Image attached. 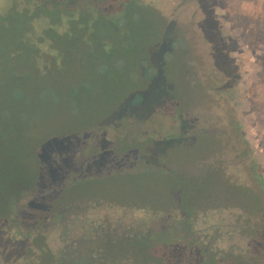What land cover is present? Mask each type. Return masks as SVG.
<instances>
[{
  "label": "trees",
  "instance_id": "16d2710c",
  "mask_svg": "<svg viewBox=\"0 0 264 264\" xmlns=\"http://www.w3.org/2000/svg\"><path fill=\"white\" fill-rule=\"evenodd\" d=\"M161 1L167 0H0V36L18 33L22 48L10 51L9 55L29 57L34 65V74L47 75L53 67H64V58L72 51L77 52L76 64L82 65L85 73L84 80L71 89L73 96L91 93L95 81L109 85L114 75L126 80L135 78L134 74L146 82L143 87L133 85L134 88L128 92L129 98L111 109L105 117L107 119L91 127L89 132L80 134L72 151L53 155L52 164L58 169L65 162L70 164L68 172L57 174L53 187L63 184L64 187L56 189L64 192L63 196L67 198L73 183L90 179L91 175H87L90 158L103 151L102 147L95 145L99 138L114 143L124 142L125 147L120 150L123 154L118 160L123 166L133 161L139 162L138 168L147 167L153 154L154 165L162 166L165 153L160 151L159 154L155 146L150 147L146 142L156 145L153 140L159 135H166L167 140L162 138L164 141H171L174 136L196 135L197 132L191 130L193 128H198L201 134L221 137V132H209L206 126L209 123L219 126L229 121L233 130L227 133L226 143L238 144L236 155L243 162L239 169L244 166L245 171H238V164L231 161L223 165L225 168H219L216 162L222 161L223 155L218 154L214 167L206 173L196 174L191 169L193 175L185 178L179 172L177 175L176 171L167 172L171 177L175 173V189L181 194L182 204L162 210L136 204L133 214L142 226L143 221L150 223L153 216L161 214V211L169 218L164 232H153L151 237L143 239L139 237V241L124 238L115 242L116 237L111 231L109 215L113 208H127L130 206L128 203L101 201L93 196L72 197L67 207L82 198L90 203L88 217L73 221L66 219L64 210H61L67 207L61 209L59 206L66 204L62 200L55 207L60 213L55 219H61L59 223L31 229L21 226L19 214L14 211L17 205L26 206L31 185L27 183L26 191L15 197L10 212L0 190V264H149L138 255L142 256L148 246L160 245L163 241L165 245L166 240L158 237L162 234H166L169 245H177L181 256L175 264H264V173L255 146L248 140L246 128L235 109L240 84L246 81V72L235 56L241 51L235 43L236 37L225 28L227 22L239 24L243 20L244 32L255 39L252 47L259 54H264V4L260 5L259 0H255L254 11L235 17L229 11L220 14L219 0H176L177 5L172 11L177 15L176 22L165 17L159 7ZM146 34L148 38L144 41ZM176 55L177 60L182 59L177 71L182 69L185 72L191 91L200 92L195 105L193 101L188 105V101L187 106L182 107L180 85L177 81L176 92L172 84L168 65ZM8 60L11 62L13 58ZM127 63L130 65L125 67ZM14 94L16 97L23 95L21 90ZM144 102L152 103V113L143 115ZM210 105L214 107L213 114L201 112ZM164 111L167 113L165 117L176 121L171 131L147 132V138L146 133L137 132L149 122L157 127L164 125V117L160 116ZM156 116L161 117V122L155 119ZM132 128L136 130L130 131ZM78 143L89 144L85 148L88 165L81 176L73 174L74 167L79 166L75 154L79 150ZM137 145L141 149L144 145L148 153L146 157L142 150H135ZM129 148L135 151L133 156L126 153ZM211 170L212 174L217 172V181L220 182L225 176L241 177L237 188L229 189L235 202H229L231 196L227 192L226 201H214L210 207L201 204L194 209L197 201L202 199L195 193ZM243 188L247 190L248 199L242 194ZM240 195L242 201L238 200ZM188 196H191V202H187ZM74 225L84 234L79 244L72 239ZM132 243L137 245L134 249H130ZM121 245L127 254L135 253L136 258L127 255L115 259Z\"/></svg>",
  "mask_w": 264,
  "mask_h": 264
},
{
  "label": "rangeland",
  "instance_id": "374dc122",
  "mask_svg": "<svg viewBox=\"0 0 264 264\" xmlns=\"http://www.w3.org/2000/svg\"><path fill=\"white\" fill-rule=\"evenodd\" d=\"M254 1L219 0L220 14L224 15L229 11L235 17L247 15L255 10ZM259 4L263 5L264 0H259ZM6 5H8V1ZM176 5V0H167L164 3L161 1L159 7L168 20L172 21L171 19H173L177 22V15L172 12ZM244 25V21L240 20L239 24L227 22L225 26L226 30L236 37L235 43L241 51L235 56L246 72V81L240 84L241 90L235 109L246 128L248 140L255 146L264 173V54H259L252 47L256 43L255 39L251 38L249 33L244 32ZM175 27L177 30V24ZM175 27L172 28L173 31ZM17 34L0 36V190L4 193L3 201L8 206L7 211L10 212L13 209L15 197L26 191L27 183L31 185L32 189L27 195L26 206L17 205L14 209L19 214L21 226L33 229L39 225L59 223L61 219L55 220L60 215L57 208L55 209L56 203L64 200L66 204L59 205L62 209L64 206L67 207V204H70L74 197L80 195L93 196L96 200L101 201L128 203L134 206L136 204L147 205L162 209L175 205L178 207L179 204L181 206V194L178 191L176 193L175 189L177 184L174 179L175 173L177 175L179 172L185 178L191 177L194 171L196 174L206 173L214 167V161L218 154L223 155V160L216 162L219 168L231 161L238 164V171L243 169L245 171L244 166L239 169L243 162L236 155L239 149L238 144L234 143L235 146H233L232 142H229L228 145L226 143L227 133L233 130L230 121L229 123L222 122L218 124L219 126L213 123L206 126L209 132L215 130L221 132V137L219 135L201 134L198 133V128H193L191 130L197 132L196 135H189L184 138L174 136L171 141H164L166 135L165 137L159 135L153 140L156 145L153 144L154 142H146L145 144L150 147L155 146L154 149L156 152L159 150V154L160 151L165 153L162 166L154 165L155 154L149 157L147 167L145 165L143 168H138L137 166L140 167L139 162L133 161L123 166L118 160H120L119 155L123 154L120 150L125 147L124 142L114 143L105 138H99L95 145L102 147L103 151H98L90 158L91 161L87 167V175H91L90 179L73 183L74 187L69 191L66 198L65 195L63 196L64 192L56 189L64 187L63 184L59 183L56 187L53 185L57 174L68 172L70 164L65 162L66 164L58 169L52 164L54 162L53 155L72 151V147L78 141L80 134L89 132L91 127L107 119L105 117L111 109L116 108L121 100L124 101L129 98L128 92L134 88L133 85L139 84L138 87H143L146 82L140 81L134 74L135 78H126V80L121 79V76L114 75V80L109 85L105 86L95 81L91 93L83 92L75 97L71 94V89L84 80L85 73L83 66L76 64L75 55L77 52L72 51L64 58V67H53L47 75L39 74V76L34 74L32 70L34 65L29 57L20 55L10 57V51L22 48ZM175 34L177 35V31ZM147 38V34L143 36L144 41ZM183 43L186 42L183 41ZM10 58H13V61L9 62L8 59ZM125 60L129 61V59ZM181 61L180 58L177 60L176 55L168 67L176 92L177 81L180 85L178 89L182 99L181 105L186 107L188 101V105L192 101L195 105L194 102L200 97V92L191 91L185 72L182 69L177 71V65ZM129 65L130 63H127L124 66ZM19 90L22 91L23 95L16 97L14 92ZM151 104L148 102L143 105V115L152 113L154 107ZM174 107L173 109L176 110L177 104ZM213 109L214 107L210 105L201 112L213 114ZM166 114L164 111L160 115L164 117L162 123L164 125L161 127L149 122L140 129L138 128L137 132L146 133L145 138H147L149 136L147 132L171 131L175 127L176 121L165 117ZM160 116H156L155 119H159L161 122ZM133 130L136 129L132 128L130 131ZM112 135L114 136V134ZM88 145V143H78L79 150L75 154L79 166L74 167L73 173L76 176H81L86 170V165H88L85 162L87 157L85 148ZM146 145L145 147H147ZM134 147H136L135 150H142L144 157L148 155L144 150V145L143 149L140 145ZM134 152L132 148H129L126 153L133 156ZM234 166L236 168V165ZM171 171H176L172 173V177L167 173ZM212 171L207 173L203 179L202 187L195 193L197 198L202 199L197 201L194 209L199 208L201 204L210 207L214 201H226L227 192L231 196L229 202H235L232 191L229 189L237 188L239 185L237 183L241 177L225 176L220 182L217 181V172L212 174ZM241 191L243 196L245 195L247 198V190L243 188ZM242 198L240 195L238 200L242 201ZM191 201V196H188L187 202ZM88 203L83 198L78 199L72 205L62 209L61 212L64 210L66 219L68 218L70 221L74 220L73 217L77 213L79 217L84 218V209L90 205ZM19 207L25 208L22 210ZM168 223L169 218L167 216L158 223L154 222L152 224L154 233L168 228ZM74 226L72 239L79 244L81 243L80 237L84 234L77 225ZM140 235L146 236L147 231L141 232ZM158 237L161 240H166L165 245L163 241L160 245L148 246L146 249L144 248L141 253L142 256L138 255L139 258L148 260L149 264H175V260L177 261V258L181 256L177 252V245H169L170 242L167 243L166 234L158 235ZM132 244H130V249L137 246ZM118 251V255L114 256L115 259L128 257L127 255L132 254H127L122 245ZM131 257L136 258V254L134 253Z\"/></svg>",
  "mask_w": 264,
  "mask_h": 264
},
{
  "label": "flooded vegetation",
  "instance_id": "af4514ba",
  "mask_svg": "<svg viewBox=\"0 0 264 264\" xmlns=\"http://www.w3.org/2000/svg\"><path fill=\"white\" fill-rule=\"evenodd\" d=\"M134 207L135 206H131V205L128 206L127 208L115 206L111 212V215H109V217L111 218V231L113 232V235L116 237L115 242H117L118 240H124V238L126 239L132 238L135 241L136 240L139 241V236L142 239L146 238L147 236L151 237L154 232L152 228V224L154 222L158 223L162 218H165V213H162L161 211V214L159 213L157 216H153L154 218L151 220L150 223H145L143 221L144 226H142V224L139 222V219H136L134 217L133 214ZM88 210H90V207H86L84 209L85 211L84 218L88 217V213H87ZM159 210H162V208L161 209L159 208ZM73 218L75 220V218H81V217H79L77 213V215H75V217ZM165 229L161 231H157L155 233L161 234L162 232L165 231ZM143 231H147L146 236L140 235V233ZM148 239L150 238L148 237Z\"/></svg>",
  "mask_w": 264,
  "mask_h": 264
}]
</instances>
